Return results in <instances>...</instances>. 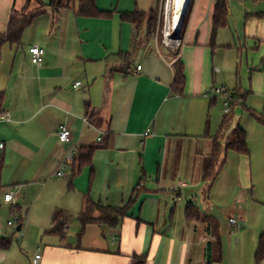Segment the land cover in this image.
Here are the masks:
<instances>
[{"label": "crops", "instance_id": "1", "mask_svg": "<svg viewBox=\"0 0 264 264\" xmlns=\"http://www.w3.org/2000/svg\"><path fill=\"white\" fill-rule=\"evenodd\" d=\"M26 2L0 0V33ZM96 3L112 16L80 17L77 0L59 13L47 8L19 45L0 48V115L10 117L0 122V238L11 239L10 213L20 216L22 232L21 243L11 239L9 250L0 249V264H34L36 255L38 264H256L264 235V123L247 113V127L231 129L246 131L249 155L228 153L213 183L204 170L222 132L212 121L223 100L214 89L238 92L247 109L264 116V0H229L228 24L216 33L217 0H189L177 51L120 18L148 13L157 0ZM35 45L45 50L40 66L29 57ZM178 63L183 96L173 94ZM62 126L71 130L68 144L58 140ZM88 147L98 149L79 170ZM9 192L15 206L3 201ZM87 201L132 204L117 226H83ZM189 206L199 220L187 219ZM58 213L62 235L49 233Z\"/></svg>", "mask_w": 264, "mask_h": 264}, {"label": "trees", "instance_id": "2", "mask_svg": "<svg viewBox=\"0 0 264 264\" xmlns=\"http://www.w3.org/2000/svg\"><path fill=\"white\" fill-rule=\"evenodd\" d=\"M32 0H27L25 6L21 10L13 11V14L10 18L8 29L5 33H0V48L6 44L10 43L13 45H19L22 41L23 34L25 30L32 24L35 18H37L40 14H42L47 8H50L54 13H59L63 8H68L73 6L76 0H50V2H45L44 0H34L36 4H43L40 7V10H35L33 12H26L25 8L28 3H31ZM78 1V9L77 14L80 17L84 18H94V19H106L110 18L113 13L111 12H103L100 11L97 7L96 0H77ZM189 12V10H188ZM151 15L150 18H146L147 15ZM120 18L122 21L130 23L133 27L138 30L141 29L144 22L145 27H147L148 34L150 36L155 35L157 28V12L153 10L144 13L141 11H135L133 13L121 14ZM229 19V0H217L215 16H214V32L216 33L219 29L225 27L228 24ZM188 21V14L183 18V28L186 27ZM186 86V77L184 74L183 65L178 63L175 69V80L173 85V94L176 96H183ZM4 95L0 93V111L1 105ZM243 99L240 97L238 92H234L229 96L230 110L231 108H235L238 105H243L247 113L264 123V116L258 115L254 111L247 109L245 104L243 103ZM87 108L90 106L87 104ZM90 117L93 114H89ZM233 116L232 110L230 114L226 115L222 122V132L221 136L224 134L226 130H230L232 128ZM232 124V125H231ZM231 125V126H230ZM220 136L214 139L213 150L209 158V163L204 170V179L208 180L210 183H213L216 179L218 173L221 171L223 164L226 162V157L228 153L234 151L239 154L248 156L249 148L247 144V133L246 131L237 125L235 128L231 129L230 134L227 137L226 144H222V138ZM98 147H88L83 149V155L81 156L80 163L78 165L79 170L84 166H87L91 163L92 156ZM3 163L0 162V196L2 193V184H1V176H2ZM132 202L124 209L119 208H111V207H103L92 203L91 201H87V209L80 215V221L83 226L87 224L99 222L108 224L111 226H117L121 220L128 215L129 208ZM95 210L99 212V217L95 218L92 211ZM62 213H58L54 219L53 228L49 231V233L54 234H63V225H62ZM201 215L199 212L193 207L189 206L187 208V219L188 220H199ZM12 245V240L9 238H0V249L9 250ZM137 258V257H136ZM144 258H137L138 262H142ZM264 260V235L261 236L259 247L256 253V264H260ZM212 262L209 260L207 264H211Z\"/></svg>", "mask_w": 264, "mask_h": 264}, {"label": "built area", "instance_id": "3", "mask_svg": "<svg viewBox=\"0 0 264 264\" xmlns=\"http://www.w3.org/2000/svg\"><path fill=\"white\" fill-rule=\"evenodd\" d=\"M180 31V27L176 30H172L170 28V26L167 24V22L164 25V30H163V44L172 49L173 51H177L180 49L181 47V38L180 35L178 36L179 38H175L176 34ZM29 57H30V61L33 65L36 66H40L43 62H44V57H45V50L38 46H32L29 49ZM142 67L139 66L138 67V71H141ZM77 86H80V83L77 84ZM214 94L223 98L224 100V106H225V110L224 113L225 115L230 114L231 110H230V103H229V96L230 93L226 90V88H218V89H214ZM9 122L10 121V117L8 114H2L0 115V122ZM146 136L149 135V133L147 132L145 134ZM57 137L59 142L63 143V144H68L71 142V138H72V133L71 130L67 127V126H62L59 131L57 132ZM5 148L4 143H2L0 141V150L3 151ZM74 158H75V152L73 151L72 153H70L67 156L66 159V164H72L74 162ZM58 177H65V173H64V169L62 171H60L57 175ZM3 201L5 203H10L12 206H15L17 204V200L14 196L13 193H5L3 196ZM230 224L233 226H238V220L236 218H231L230 219ZM6 225L8 227H14L15 224L12 221H7ZM4 230V223L2 221V219L0 218V234L3 233ZM41 259L40 255H36L35 260H34V264H38V261Z\"/></svg>", "mask_w": 264, "mask_h": 264}, {"label": "rangeland", "instance_id": "4", "mask_svg": "<svg viewBox=\"0 0 264 264\" xmlns=\"http://www.w3.org/2000/svg\"><path fill=\"white\" fill-rule=\"evenodd\" d=\"M48 2H50V0H48ZM168 2L169 0H157V4L155 6V8L153 9L154 12H157V16H158V20H157V28H156V33L155 36H157L159 43L163 44V30H164V25L167 22V15H169V17H171L170 14L173 13V6L172 4H170L169 8H168ZM43 6V4L39 5L36 4V2L34 0L31 1V3H28L26 6V12H33L35 10H40V7ZM172 6V7H171ZM169 11V12H168ZM152 14L147 15V19L151 17ZM185 15V13H184ZM183 15V18H184ZM170 20V18H169ZM168 20V22H169ZM183 20V19H182ZM167 22V23H168ZM145 23H143L142 27H145ZM168 25L170 26V23H168ZM225 110V106H224V101L223 100H219V105L217 107L216 110H213L212 113V121H213V126L214 128H216L217 126H220L223 122L224 117L226 116L224 113ZM232 110V116H233V123L232 124H240L243 127H247V111L245 110L243 105H238L235 108H231ZM231 124V125H232ZM230 125V126H231ZM216 129H214L215 131ZM217 132V131H216ZM216 132L214 134H216ZM231 129L226 130L224 132V134L221 136L222 140V144H226L227 141V137L230 134ZM220 139V137H219ZM214 143V142H213ZM92 213H95V210L92 211ZM7 219H10V221H12L15 226L13 228H9L11 231V239L13 240V242H16L17 240L21 243V237H22V232H17V227L18 225L21 223L19 221V215L18 214H8L6 215ZM6 219V221H7ZM34 236V235H33ZM31 237V239H35V237ZM23 243V240H22ZM30 254L32 256H34V250L30 249Z\"/></svg>", "mask_w": 264, "mask_h": 264}, {"label": "bare ground", "instance_id": "5", "mask_svg": "<svg viewBox=\"0 0 264 264\" xmlns=\"http://www.w3.org/2000/svg\"><path fill=\"white\" fill-rule=\"evenodd\" d=\"M187 3H188V0H169L168 8H169L170 4H172L173 13L170 14L171 17H169V15H167V22H168V20L170 18L168 23H170V28L172 30L173 29L174 30L178 29L180 24L182 23L183 15H184V13L186 11Z\"/></svg>", "mask_w": 264, "mask_h": 264}, {"label": "water", "instance_id": "6", "mask_svg": "<svg viewBox=\"0 0 264 264\" xmlns=\"http://www.w3.org/2000/svg\"><path fill=\"white\" fill-rule=\"evenodd\" d=\"M188 3H189V0H188ZM188 3L186 6H188ZM186 10H187V7H186ZM186 12V11H185ZM181 26H182V23L180 24V29H181ZM180 35V31L176 34L175 38H179L178 36ZM18 230H20V227L18 228Z\"/></svg>", "mask_w": 264, "mask_h": 264}]
</instances>
